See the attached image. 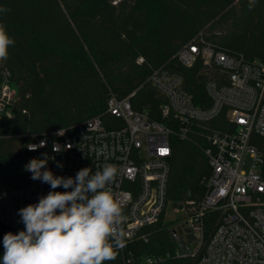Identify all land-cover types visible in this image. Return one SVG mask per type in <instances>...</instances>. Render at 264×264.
<instances>
[{"label":"trees","instance_id":"trees-1","mask_svg":"<svg viewBox=\"0 0 264 264\" xmlns=\"http://www.w3.org/2000/svg\"><path fill=\"white\" fill-rule=\"evenodd\" d=\"M0 7L10 9L0 13V23L15 41L7 60L0 61V85L8 73L16 91L9 107L13 119L0 120V193L27 185L31 135L92 117L107 123L109 94L124 99L135 92L131 107L161 122L164 98L148 81L154 70L180 76L193 104L206 108L204 84L218 71L200 60L186 67L175 58L193 38L214 51L264 62V0H0ZM217 125L226 124L218 118ZM170 142L166 199L182 207L203 196L209 170L199 141L172 137ZM250 143L264 155V138L252 135ZM164 215L149 228V242L127 252L173 255L169 230L183 219L165 221ZM216 217L209 213L206 218L202 246ZM2 238L0 228V259ZM116 252V259L104 264H123L124 252ZM196 259L171 256L160 264H194Z\"/></svg>","mask_w":264,"mask_h":264},{"label":"built area","instance_id":"built-area-1","mask_svg":"<svg viewBox=\"0 0 264 264\" xmlns=\"http://www.w3.org/2000/svg\"><path fill=\"white\" fill-rule=\"evenodd\" d=\"M175 58L186 67L200 60L218 71L214 80L204 84L209 100L206 108L193 104L180 76L160 68L148 81L164 98L161 122L131 107L129 99L135 92L124 99L109 94L106 112L111 119L107 123L92 117L61 128L62 136L56 135L61 129L31 135L29 143H47L37 151H29L28 143L26 163L47 152L55 157L49 160L48 169L63 177H75L85 167L95 172L97 165L100 170L105 164L117 165L111 191L125 217L120 237L125 247L116 249L125 254L123 264H160L171 256L196 257L194 264H264V155L250 143L252 135L264 138V62L214 51L203 45L201 38H193ZM15 93L5 73L0 85V120L13 119L9 107ZM218 118L225 122L224 128H218ZM172 137L199 141L209 170L204 194L172 210L175 215L184 212L183 220L169 230L175 244L173 255L134 257L127 250L149 242V228L169 205L166 185ZM53 143L64 150L53 152ZM247 157L250 166L246 172ZM31 175L27 172V185L0 193V228H7L3 236L24 230L18 210L37 203L51 190L48 184L32 180ZM55 191L66 190L60 187ZM209 213L217 217L211 221L213 231L202 246Z\"/></svg>","mask_w":264,"mask_h":264},{"label":"clouds","instance_id":"clouds-1","mask_svg":"<svg viewBox=\"0 0 264 264\" xmlns=\"http://www.w3.org/2000/svg\"><path fill=\"white\" fill-rule=\"evenodd\" d=\"M253 5H249L251 10ZM10 9L0 7V13ZM15 41L0 23V61L7 60L9 46ZM64 130L56 133L62 136ZM47 141L29 143V151L46 146ZM70 147V145H68ZM64 149L53 143L52 151ZM42 158H32L24 166L31 179L50 186L47 195L35 204L18 210L24 230L3 236V256L0 264H104L116 259V249L125 244L120 238L125 217L122 205L111 191L118 167L105 164L102 170L80 169L75 177L55 175L47 165V152ZM99 155V154H98ZM57 167L63 168L62 163ZM62 187L66 191H55ZM71 189V191H67Z\"/></svg>","mask_w":264,"mask_h":264},{"label":"rangeland","instance_id":"rangeland-1","mask_svg":"<svg viewBox=\"0 0 264 264\" xmlns=\"http://www.w3.org/2000/svg\"><path fill=\"white\" fill-rule=\"evenodd\" d=\"M249 166H250V159H249V157H247L246 159H245V166H244V170L247 172L248 171V169H249ZM175 208V206H173V205H171L170 203H169V205L167 206V209H166V212H165V215H164V220L165 221H172V220H174L175 218H183V214L182 213H184V212H182V213H180L179 215H175L174 213H173V209ZM179 223V222H178Z\"/></svg>","mask_w":264,"mask_h":264},{"label":"water","instance_id":"water-1","mask_svg":"<svg viewBox=\"0 0 264 264\" xmlns=\"http://www.w3.org/2000/svg\"><path fill=\"white\" fill-rule=\"evenodd\" d=\"M1 231H2L3 233H5V232L7 231V228H6V227H1Z\"/></svg>","mask_w":264,"mask_h":264}]
</instances>
